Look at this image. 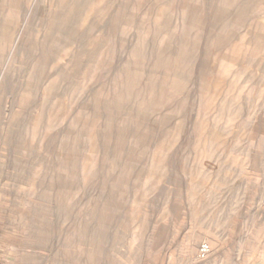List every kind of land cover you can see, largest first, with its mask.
<instances>
[{"label":"rangeland","instance_id":"obj_1","mask_svg":"<svg viewBox=\"0 0 264 264\" xmlns=\"http://www.w3.org/2000/svg\"><path fill=\"white\" fill-rule=\"evenodd\" d=\"M0 264H264V0H0Z\"/></svg>","mask_w":264,"mask_h":264},{"label":"built area","instance_id":"obj_2","mask_svg":"<svg viewBox=\"0 0 264 264\" xmlns=\"http://www.w3.org/2000/svg\"><path fill=\"white\" fill-rule=\"evenodd\" d=\"M202 252H206L207 251V247L206 246H202Z\"/></svg>","mask_w":264,"mask_h":264}]
</instances>
